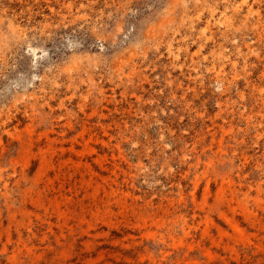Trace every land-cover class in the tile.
<instances>
[{
  "label": "rangeland",
  "instance_id": "rangeland-1",
  "mask_svg": "<svg viewBox=\"0 0 264 264\" xmlns=\"http://www.w3.org/2000/svg\"><path fill=\"white\" fill-rule=\"evenodd\" d=\"M0 264H264V0H0Z\"/></svg>",
  "mask_w": 264,
  "mask_h": 264
}]
</instances>
